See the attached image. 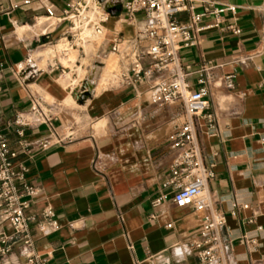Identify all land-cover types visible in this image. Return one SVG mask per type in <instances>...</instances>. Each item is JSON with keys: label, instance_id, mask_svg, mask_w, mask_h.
Instances as JSON below:
<instances>
[{"label": "crops", "instance_id": "crops-1", "mask_svg": "<svg viewBox=\"0 0 264 264\" xmlns=\"http://www.w3.org/2000/svg\"><path fill=\"white\" fill-rule=\"evenodd\" d=\"M82 1L0 0V129L18 154L16 170L27 169L25 182L40 190L28 216L52 207L60 224L46 235L32 224L35 250L49 264H198L188 242L208 212L177 209L171 200L153 208L175 157L168 138L186 120L181 105L151 101L153 88L173 73L140 83L131 60L120 58L125 67L118 86L103 88L102 72L87 76L86 59L65 52L82 49L89 58L96 43L58 49L73 31L58 20L69 4ZM206 1L237 9L222 16L219 28H209L217 21L206 18L193 35L197 45L180 53L189 73L213 68L209 100L216 126L210 130L201 119L199 130L205 163L215 172L207 193L212 212L226 218L221 237L227 264H264V0H191L194 13H202ZM15 3L20 7L12 10ZM112 11L99 57L105 64L115 41L140 39L141 50L148 45L142 15L131 19ZM231 25L241 34L228 32ZM140 63L143 70L151 67L148 58ZM230 75L234 90L224 82ZM37 106L39 115L32 117ZM18 116L31 126H15ZM3 232L12 235L7 226ZM243 238L256 246L242 244ZM21 253L16 246L12 260Z\"/></svg>", "mask_w": 264, "mask_h": 264}, {"label": "built area", "instance_id": "built-area-1", "mask_svg": "<svg viewBox=\"0 0 264 264\" xmlns=\"http://www.w3.org/2000/svg\"><path fill=\"white\" fill-rule=\"evenodd\" d=\"M98 1V0H97ZM99 2V1H98ZM28 5L29 2H24ZM106 12L121 9L131 19L142 15L145 21L144 40L147 47L140 49V39L132 42L115 41L112 52L123 60H131L130 72L135 79L143 83L155 75L172 72L169 81L158 84L153 88L151 101L153 104L165 107L179 104L185 113V122L177 126L170 134L169 146L175 157L169 166L168 174L160 187V196L153 202L157 209L171 200L177 209H191L197 213H206L201 229L189 238V250L196 256L198 264H227L225 246L221 230L226 226V218L222 214L212 212V201L207 193L209 183L215 178L214 167L205 163L202 147L199 142L200 120L207 123L210 130H215V116L210 113L211 103V72L207 64L194 73L187 72L181 62L180 53L183 48L194 47L197 42L193 35L198 26L208 17L216 18V24L209 28H219L222 16L226 13L237 14L232 6L219 8L215 3L205 2L202 13H194L191 0H107L101 3ZM86 2L71 3L58 21H68L74 26L71 18L81 16ZM20 4L12 5V10L19 9ZM190 13L186 22H180L178 16ZM49 17L53 16L48 10ZM107 21H101L96 27L100 34ZM83 25V23H82ZM224 30V29H222ZM226 30L235 36L241 34L236 25ZM148 58L151 67L143 70L141 59ZM229 90H234V76L224 78ZM2 88L0 86V94ZM39 107L33 108L32 117L39 115ZM45 118V117H44ZM47 119V118H45ZM47 121V120H46ZM32 121L24 116H18L14 125L28 128ZM23 150L28 145H21ZM18 158L12 152L9 141L0 129V227H9L12 235L0 234V264H49V257L40 256L35 250V240L32 224L36 223L41 235L60 230L59 221L52 207H47L36 216H28L31 201L40 195V190L29 186L26 181L28 170H16L14 161ZM243 206L242 209H248ZM155 219L154 215L150 217ZM253 220L250 221L252 223ZM168 229L172 225L167 226ZM260 232L263 228L258 229ZM244 245L256 246L255 241L243 238ZM16 246L22 248L21 255L12 260Z\"/></svg>", "mask_w": 264, "mask_h": 264}, {"label": "rangeland", "instance_id": "rangeland-1", "mask_svg": "<svg viewBox=\"0 0 264 264\" xmlns=\"http://www.w3.org/2000/svg\"><path fill=\"white\" fill-rule=\"evenodd\" d=\"M83 1L86 2V3L88 2V0H83ZM96 2H98V1L97 0H93L92 7L95 6ZM84 6H86V5H84ZM83 11H84V9H83ZM99 11H100L99 17H102L103 19H107L108 20L107 24H109L111 22V18H112L111 14H109V12H106V10L103 9V6H101L99 8ZM71 19H72V22L74 23V26H75V22L77 20H79L78 17L73 16ZM82 19H84V18H82ZM84 24L85 25L81 26V30H79L78 33H76L75 31H71L72 32L71 33V37H70V40L68 42L70 45L75 46V47H78L77 44L80 45L78 39H80V37H81L80 35H83L84 32H85V27L84 26H86L88 24L87 27L89 29H93L94 28L95 32H97L96 31V27L100 25L99 21L96 22V21H91V20H88ZM74 26L69 23V27L70 28L74 29ZM101 33L104 34V29L103 28L101 30ZM96 44H97V47H96L97 49L95 50L96 52L91 54L89 56V58H87V55L83 52L82 49L79 51V53L72 52V50L74 51V48H72V47H71V49L68 52H65V55L70 56L69 58H72L73 60L75 59V57L78 60L79 59L82 60L83 58L86 59V67H89V69L86 70L87 76H90V73L93 71V73L96 75L95 76V79H96L97 76H98V73L102 72V77H103L102 82H101V78H100L101 75H99V77H98V79H100V82H99L100 85L103 88H109V87H113V86L116 87L120 83V77L123 74L124 67H125L124 65L125 64H123L122 60L120 59V57L118 55L114 54L118 66H116L115 69H112V71H111L112 73L110 75H106L105 71L110 66V64L108 63V61H106L107 64H105L99 58L100 56H103V54L105 53V49H103V47H102L104 43L100 42V43H96ZM75 52H76V50H75ZM112 53H113L112 49H108V52H107L106 55H111ZM96 62H102L103 65H96L95 64ZM99 66L102 67V68L106 67V69L101 71V68H99Z\"/></svg>", "mask_w": 264, "mask_h": 264}, {"label": "bare ground", "instance_id": "bare-ground-1", "mask_svg": "<svg viewBox=\"0 0 264 264\" xmlns=\"http://www.w3.org/2000/svg\"><path fill=\"white\" fill-rule=\"evenodd\" d=\"M92 2H93V0H88V2L86 3V6L83 5L84 11L81 13V16L78 17L79 20H77L75 22L76 27L74 26V29H73V31H75L76 33H78L79 30H81L82 23H83V25H85L84 23H86L88 20L96 21V22L99 21V23L102 20L108 21L107 19H103L102 17H99V15H100L99 8L103 5L100 2H96L95 6L92 7ZM82 18H84V19H82ZM71 21H72V19H71ZM87 26H88V24L86 26H84L85 32L83 35H80L81 37H80V39H78L79 42L84 41L86 43L90 42L91 44L92 43H100V42L105 41L110 36V33L107 31L108 29H106L105 27L103 28L104 34L101 32L99 34V33L95 32L94 28L89 29ZM69 47H70V44L68 43V41H66L58 49H59V51H62L63 49L69 48ZM106 61H108L110 66L106 69L105 73H106V75H110L112 73L111 72L112 69H115L116 66H118V64H117V61H116L114 54L107 55ZM79 74H81V72H79Z\"/></svg>", "mask_w": 264, "mask_h": 264}, {"label": "water", "instance_id": "water-1", "mask_svg": "<svg viewBox=\"0 0 264 264\" xmlns=\"http://www.w3.org/2000/svg\"><path fill=\"white\" fill-rule=\"evenodd\" d=\"M100 3H105L107 0H98ZM112 14H117V10L112 11Z\"/></svg>", "mask_w": 264, "mask_h": 264}]
</instances>
